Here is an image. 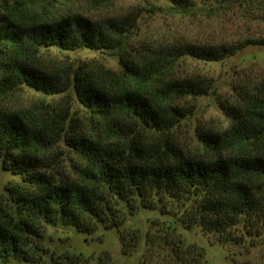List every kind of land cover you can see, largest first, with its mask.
Instances as JSON below:
<instances>
[{"label":"trees","instance_id":"16d2710c","mask_svg":"<svg viewBox=\"0 0 264 264\" xmlns=\"http://www.w3.org/2000/svg\"><path fill=\"white\" fill-rule=\"evenodd\" d=\"M168 1L177 14L214 12L198 6V0ZM136 28L132 14L102 23L75 14L28 24L12 13L0 14V97L24 86L44 99L74 93L86 119L76 125L70 111L63 114V108L51 104L0 108V172L20 178L0 201L1 260L42 263L50 255L43 245L47 226L89 236L100 227L121 230L127 215L142 209L167 214L170 203L194 200L196 207L179 221L225 236L242 218L263 211L264 87L242 95V106L229 109L227 130L199 133L209 157L177 153L172 133L196 113L190 100L214 88L203 77H180L181 62H223L264 41L139 52L131 44ZM53 49L117 57L120 71L94 64L77 69L47 65L43 52ZM61 143L78 159L71 165L73 178L59 171ZM137 241L136 235H122L124 256L133 254ZM164 241L171 251L158 255L155 264H203L202 249L185 247L174 234H166ZM52 260L80 264L82 259L64 255Z\"/></svg>","mask_w":264,"mask_h":264},{"label":"rangeland","instance_id":"374dc122","mask_svg":"<svg viewBox=\"0 0 264 264\" xmlns=\"http://www.w3.org/2000/svg\"><path fill=\"white\" fill-rule=\"evenodd\" d=\"M221 3L222 0H198V6L207 5L214 12L190 16L174 13L168 0H0V14L12 13L24 24L52 22L75 14L102 23L132 14L137 19V28L131 44L139 52L171 45L220 46L264 41V0H229L225 6ZM43 60L47 65L64 64L69 69L94 64L120 71L117 57L90 52L61 53L53 49L43 52ZM178 74L182 78L203 77L214 83L210 95L190 100L189 104L197 108L196 113L172 133L177 153L196 159L207 158L209 154L203 148L199 133L227 130L232 123L229 109L242 106V95L264 87V46H248L223 62L186 58L178 67ZM42 104H51V108L58 110L63 108V114L70 111V121L76 125L86 120L85 110L74 93L44 99L24 86L0 97V108L12 111L37 108ZM58 148L59 171L72 177L71 165L78 159L65 144L61 143ZM18 183L19 177L0 172V201L5 202L7 188ZM177 205L170 203L171 210L167 214L142 209L135 215H127L121 230L100 227L89 236L62 225L47 226L43 245L50 255L39 264H56L52 258L64 255L80 257V264H155L160 261L156 258L158 255L162 257L171 251L172 247L164 241L166 234L182 239L185 247L202 249L203 264H264V197L261 201L263 211L242 218L225 236L208 233L199 224L189 227L179 221L184 212L196 207L194 200ZM122 235L138 236L137 247L130 257L122 253ZM0 264L32 263L0 259Z\"/></svg>","mask_w":264,"mask_h":264}]
</instances>
